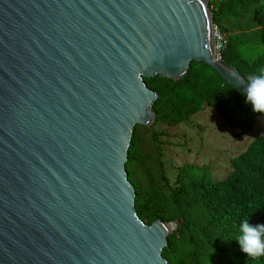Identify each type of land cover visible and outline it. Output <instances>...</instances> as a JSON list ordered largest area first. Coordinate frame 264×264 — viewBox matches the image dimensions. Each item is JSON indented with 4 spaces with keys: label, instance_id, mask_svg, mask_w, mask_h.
<instances>
[{
    "label": "water",
    "instance_id": "water-1",
    "mask_svg": "<svg viewBox=\"0 0 264 264\" xmlns=\"http://www.w3.org/2000/svg\"><path fill=\"white\" fill-rule=\"evenodd\" d=\"M209 0H0V264H168L126 171L145 79L216 59Z\"/></svg>",
    "mask_w": 264,
    "mask_h": 264
},
{
    "label": "trees",
    "instance_id": "trees-1",
    "mask_svg": "<svg viewBox=\"0 0 264 264\" xmlns=\"http://www.w3.org/2000/svg\"><path fill=\"white\" fill-rule=\"evenodd\" d=\"M254 6L257 18L262 17L256 22L262 24L259 32L235 33L234 24L228 25L229 22L243 19L252 13ZM210 9L214 25L226 40L221 60L236 68L247 82L248 75L264 69V0H212ZM145 82L158 94L153 128L178 127L205 108H211L226 126L247 134L263 115L253 113L245 102V94L205 63L192 62L179 81L157 76ZM157 137L159 134L155 132V140ZM136 159L137 149L132 141L126 164L128 174ZM201 172L205 171L185 166L179 173L177 186L169 193L141 191L132 183L136 211L144 224L151 226L158 220L179 222L177 230L168 237L163 257L168 264H203L210 255L224 264H264V257L246 256L235 241L242 220L264 224V135L233 160L231 173L225 180H207Z\"/></svg>",
    "mask_w": 264,
    "mask_h": 264
},
{
    "label": "rangeland",
    "instance_id": "rangeland-1",
    "mask_svg": "<svg viewBox=\"0 0 264 264\" xmlns=\"http://www.w3.org/2000/svg\"><path fill=\"white\" fill-rule=\"evenodd\" d=\"M208 2L210 8L212 0ZM256 8L252 7V13L228 25L234 24V32L239 34L259 32L262 24L256 22L262 17L257 18ZM153 125L136 128L133 141L137 159L128 176L141 191L151 189L169 193L177 186L179 173L185 166L202 169L205 172L200 174L207 180H225L231 173L233 160L264 135V114L247 134L226 126L211 108H205L178 127L158 125L153 128ZM155 132L159 134L158 140H155ZM203 264H224V261L210 255Z\"/></svg>",
    "mask_w": 264,
    "mask_h": 264
},
{
    "label": "clouds",
    "instance_id": "clouds-1",
    "mask_svg": "<svg viewBox=\"0 0 264 264\" xmlns=\"http://www.w3.org/2000/svg\"><path fill=\"white\" fill-rule=\"evenodd\" d=\"M244 92L245 102L251 106L252 112L264 114V69L248 75ZM235 241L246 256L253 259L264 257V224L253 225L248 219L242 220Z\"/></svg>",
    "mask_w": 264,
    "mask_h": 264
},
{
    "label": "built area",
    "instance_id": "built-area-1",
    "mask_svg": "<svg viewBox=\"0 0 264 264\" xmlns=\"http://www.w3.org/2000/svg\"><path fill=\"white\" fill-rule=\"evenodd\" d=\"M214 35H215V54H216V59L221 60V51L223 50L226 40L225 36L218 30V28L215 26L214 28Z\"/></svg>",
    "mask_w": 264,
    "mask_h": 264
}]
</instances>
